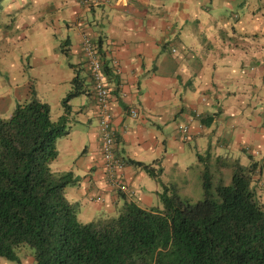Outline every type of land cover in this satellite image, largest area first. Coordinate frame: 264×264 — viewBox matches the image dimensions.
<instances>
[{
    "label": "crops",
    "instance_id": "obj_1",
    "mask_svg": "<svg viewBox=\"0 0 264 264\" xmlns=\"http://www.w3.org/2000/svg\"><path fill=\"white\" fill-rule=\"evenodd\" d=\"M85 40L104 63L124 190L102 169ZM73 77L84 91L68 101L55 159L77 179L64 194L82 220L112 215L122 198L159 207L183 154L226 181L231 162L255 163L251 184L264 190V0H0V117L31 96L50 109V88L58 117Z\"/></svg>",
    "mask_w": 264,
    "mask_h": 264
},
{
    "label": "trees",
    "instance_id": "obj_2",
    "mask_svg": "<svg viewBox=\"0 0 264 264\" xmlns=\"http://www.w3.org/2000/svg\"><path fill=\"white\" fill-rule=\"evenodd\" d=\"M83 91L73 77L56 120L34 96L0 117V258L20 262L16 251L26 245L35 264H264V206L250 191L253 164L231 163L227 184L216 177L213 185L205 169L203 198L194 203L163 185L159 207L122 198L114 215L81 222L78 204L64 194L77 179L50 170L49 162L69 132L68 101Z\"/></svg>",
    "mask_w": 264,
    "mask_h": 264
},
{
    "label": "rangeland",
    "instance_id": "obj_3",
    "mask_svg": "<svg viewBox=\"0 0 264 264\" xmlns=\"http://www.w3.org/2000/svg\"><path fill=\"white\" fill-rule=\"evenodd\" d=\"M57 93L58 92L56 90L54 91L52 88H50L47 92V97H48L49 102H50V118H51V120H56L58 118L57 115L59 113V111H58L59 106L57 105V101H56L57 100ZM5 117H8V115ZM5 117H3V118H5ZM68 124H69V122H68ZM56 149H57V145H56ZM201 156L204 157L205 155L201 154ZM181 159H182L181 164L179 165L180 168L179 169L175 168L178 172L173 173L171 170H168L166 175H167L169 184L176 186L177 191L180 192L181 196L187 198L191 203H194L197 200H200L203 198V192H202V186H201V174L205 169L203 170L201 168V166L199 165L200 162H196L197 160H194V159H196V157L193 155L191 156L189 154H183ZM205 160H211V158L205 157ZM231 163H233V162H231ZM231 163L229 164L230 171H231ZM252 164H253V169L251 170V173H253L254 166H255V163L251 162V165ZM211 166H213V164H211ZM49 167H50V170L56 171L57 160L54 159V160L50 161ZM158 172H160V170H158ZM208 172L214 176V177H211L213 185L218 180L216 177H220V176H221L220 178H221L223 184H227L228 181L224 180L225 175H223V172H221L222 175H220V176L218 174H216V171L214 168H210V170ZM230 174H231V172H230ZM229 178H230V175H229ZM251 183H252V180L250 181V191H252L253 198L255 200H257L258 203L264 205V190H262L260 187L258 188L257 183H256L257 186H256V184H254L252 186ZM67 188H68V186L66 187V193H67ZM114 213L112 215H114ZM109 215H111V214H109ZM77 218L81 222H85L84 220L81 219L82 218L81 216L77 215ZM30 253H31V249L28 246L24 245V248L18 249L16 251V254L19 255V261H21V262L0 258V264H35L34 261L25 260V258L27 256H29Z\"/></svg>",
    "mask_w": 264,
    "mask_h": 264
},
{
    "label": "built area",
    "instance_id": "obj_4",
    "mask_svg": "<svg viewBox=\"0 0 264 264\" xmlns=\"http://www.w3.org/2000/svg\"><path fill=\"white\" fill-rule=\"evenodd\" d=\"M84 42V51L87 56L89 71L92 74L94 82V103L97 113V129L100 141L102 169L105 176L112 183V186L117 189L124 190V187L120 185L119 179L117 177V173L122 169L123 163L120 159L114 156L113 152V137L110 126L108 88L105 85L101 72V65L95 54V50L89 46V43L86 40ZM129 113L131 116H134L135 114L134 110H130Z\"/></svg>",
    "mask_w": 264,
    "mask_h": 264
},
{
    "label": "clouds",
    "instance_id": "obj_5",
    "mask_svg": "<svg viewBox=\"0 0 264 264\" xmlns=\"http://www.w3.org/2000/svg\"><path fill=\"white\" fill-rule=\"evenodd\" d=\"M119 159V158H118ZM121 160V159H120ZM122 161V160H121ZM123 163V162H122ZM123 167V166H122ZM117 189V188H116ZM120 190V189H119Z\"/></svg>",
    "mask_w": 264,
    "mask_h": 264
}]
</instances>
